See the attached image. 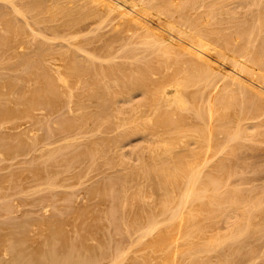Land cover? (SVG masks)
I'll return each instance as SVG.
<instances>
[{"label": "bare ground", "instance_id": "1", "mask_svg": "<svg viewBox=\"0 0 264 264\" xmlns=\"http://www.w3.org/2000/svg\"><path fill=\"white\" fill-rule=\"evenodd\" d=\"M263 2L0 0V264L255 248L261 197L229 180L264 141Z\"/></svg>", "mask_w": 264, "mask_h": 264}, {"label": "rangeland", "instance_id": "2", "mask_svg": "<svg viewBox=\"0 0 264 264\" xmlns=\"http://www.w3.org/2000/svg\"><path fill=\"white\" fill-rule=\"evenodd\" d=\"M263 4H264V2L262 3V5H263ZM254 6H255V8L257 7V5L254 4V5H251V6H247L246 8H247V10L250 9V8L253 9ZM210 7H211V6H208V8H210ZM258 7L261 8L262 6H260V5L258 4ZM211 8H212V7H211ZM246 8L244 7L243 9L245 10ZM239 9L243 10V9H242V6H241V8L239 7ZM263 12H264V11H263ZM263 14H264V13H262V15H261L262 17H263ZM262 17L260 18V20L264 19V18H262ZM263 22H264V20H263ZM263 22H262V23H263ZM133 96L135 97V99L139 97L138 95H136V96L133 95ZM137 96H138V97H137ZM245 109L247 110V113H248L247 116H246V118H245V121L248 122V123H251V122H257V121H256V120H258L257 117L259 118L260 116H257V115H254V116H253V115H252L253 117L251 118V116H248V115L250 114V109H251V108L249 107V110H248V108H245ZM260 112H261V111H260ZM263 112H264V111H263ZM263 114H264V113H263ZM261 115H262V112H261ZM256 116H257V117H256ZM247 117H249V118H247ZM248 119H250V120H248ZM253 119H254V120H253ZM255 119H256V120H255ZM245 121H244V122H245ZM249 121H250V122H249ZM245 124L248 125V126L250 125V124H247V123H245ZM251 124H253V123H251ZM134 138H135V143H137L138 141H140V140H139L140 138H139L138 140H136V139H137L136 136H134ZM134 138L132 137L133 141H134ZM132 139H131V140H132ZM131 140H130V141H131ZM261 140H264V139H261ZM136 141H137V142H136ZM131 143H134V142L131 141ZM261 143H262V145L260 144V142H258V144H257V148L255 147L256 145H255V146L253 145V148L250 147V146H248V148H247V146H244L245 148H244L243 146H241V148H240V149H237V150H238V151L242 150V151H241L242 156H241V154H240L237 150H236V153H239V154H232L233 156L236 155V157H233V156H232L233 158H235L234 160H238V161L240 162V163H239V162H238V163L235 162L236 164H238V165H240L241 163L243 164L242 166H244V167H240V168H243V169H244V168H246L247 166H249V168H250V167H254V168H252V171H251V169L247 170L248 167L246 168V170H245V169L243 170V169H239V167L236 168V166H230L231 169H233V167H235V168H236V171H237V169L239 170V171H237L238 173L236 172V174H237L236 176L233 177V175H232L233 179H234L235 177H238V176H239V179H241V180H239V179L236 178L234 181H237V180H238V181L235 183V182L233 181V179L231 180L232 177L230 176V177H231V178H230L231 181L229 180V182H231L232 184L234 183L236 186L239 185V187H237V188H241V187L243 188V187L245 186L244 189L247 188V190H245V192H244V189H242V188H241L242 190H241V189L238 190V189L236 188L238 191H240V192L242 193L243 196H244V194H246V195H247V194H251V192L254 191V192H252V193H256L257 195H259V196L261 197V201H262V202H261V204L259 205V211H260L261 214H263V215L260 214L261 216H260V219H259V220H263V221H264V219L261 218V217L264 218V202H263V201H264V200H263L264 197H263V195H262V194H264V193H262V191L264 190V141H261ZM259 144H260V145H259ZM258 145H259V146H258ZM251 146H252V145H251ZM261 146H262V147H261ZM242 147H243V148H242ZM244 149H245V151H244ZM246 149H247V150H246ZM256 149H257V150H256ZM234 151H235V150H234ZM243 151H244V152H243ZM246 151H247V152H246ZM256 151H257V152H256ZM258 151H259V152H258ZM254 152H255L256 154H255ZM261 152H262V153H261ZM248 153H249V154H248ZM251 155H252V156H251ZM238 156H239V159H241V160H243V161H241V160H239V159H236V158H238ZM241 157H243V158H241ZM244 157H245V158L247 157V158L245 159ZM230 158H231V157H230ZM260 159H261V160H260ZM259 160H260V162H259ZM262 160H263V161H262ZM245 161H246L248 164H247ZM236 164H235V165H236ZM254 164H255V166H254ZM233 165H234V164H233ZM245 165H247V166L245 167ZM240 166H241V165H240ZM257 167H258V169H256ZM259 167H260V168H259ZM226 168H227L228 170H230L229 167H226ZM260 169H261V170H260ZM240 170H241L242 172H240ZM244 171H246V172H244ZM239 172L241 173V175L239 174ZM92 174H93V172L90 173V175H92ZM238 174H239V175H238ZM249 174H251V175H249ZM234 175H235V174H234ZM245 176H246V177H245ZM251 176H252V177H251ZM254 176L257 177V178L255 179ZM240 177H242V178H240ZM243 177H245V178L243 179ZM246 178H247V180H246ZM248 178H249V179H248ZM250 178H251V179H250ZM252 178H253V180H252ZM84 180H85V179H84ZM242 180H243V181H242ZM245 180H246V181H245ZM261 181H262V182H261ZM238 182H239V183H238ZM244 182H245V183H244ZM248 182H249V183H248ZM256 182H257V183H256ZM255 183H256V184H259V185L256 186ZM262 184H263V185H262ZM235 185H233V186H235ZM236 186H235V187H236ZM250 187H251L253 190H251ZM260 188H261V189H260ZM259 189H260V190H259ZM78 190H79V189H78ZM81 190H83V189H80V191H78V193L81 192ZM249 190H251L250 193H249ZM78 193H77V194H78ZM81 194H82V192L79 193L78 196L80 197ZM82 195H83V194H82ZM82 195H81V196H82ZM247 196H248V195H247ZM82 197H83V196H82ZM78 200H81V197H80V199H78ZM257 222H258L257 224H258L260 227H263V226H261V225H263V224L261 223V221H257ZM255 223H256V222H255ZM260 223H261V224H260ZM257 224H255V225H257ZM255 225H254V226H255ZM258 225H257V226H258ZM260 227H258V228L260 229ZM256 228H257V227H256ZM221 229H222V228H221ZM262 229H263V228H262ZM262 231H263V230H262ZM262 231H261V229H260V232H262ZM257 232H258V231H257ZM257 232H255V234H257ZM260 232H259L258 234H261ZM263 233H264V232H263ZM263 233L261 234L262 236H263ZM258 234H257V235H258ZM253 235H254V234H253ZM257 235H256V237H257ZM261 235H260V236H261ZM254 236H255V235H254ZM258 236H259V235H258ZM256 237H255V239H256ZM238 238H239V237H238ZM238 238H237V239H238ZM241 238H242V236L240 237V239H241ZM257 238H258V237H257ZM261 238H262V237H261ZM263 238H264V237H263ZM263 238H262V239H263ZM240 239H239V240H240ZM262 239L260 240V239L258 238L257 241H255V242L260 241V243H262V244H260L259 242L256 243V246H257V247L260 246V247H258V249H256V246H255V244H254L255 248L253 247V249H254V250L256 249L257 252H256V251L254 252V250L252 249V247L249 246V248L251 247V249L253 250V253H254L255 255H254V254H250L252 250L248 248L249 243L252 244V242H245V243H247V248L249 249V250H248L249 253L245 251L247 248H246V249L244 248V249H240V250H244L243 252H240V250L238 251L239 253H242V255H240L239 253H237V254H239V255L242 256L243 258L246 257L245 259L248 258L247 260L249 261V263H251L252 261H253V262L255 261L254 263H253V262H252V263H253V264H256V263L261 262V264H264V263H263V262H264V252H263V251H264V241L262 242ZM255 242H254V243H255ZM258 244H259V245H258ZM245 245H246V244H245ZM252 246H253V244H252ZM241 247H243V245H242ZM241 247H240V248H241ZM260 248H261V249H260ZM262 249H263V250H262ZM259 252H260V253H259ZM261 252H262V253H261ZM245 253H248V254H245ZM239 255H237V259L240 258V257H238ZM248 255H252V256H250L251 258H250ZM253 255H254V256H253ZM262 255H263V256H262ZM244 256H245V257H244ZM242 257H241L240 259L243 260L244 262L241 261V260H239V262H240V263L242 262V263H244V264H247L248 262L246 263V260L243 259ZM251 260H252V261H251ZM261 260H262V261H261ZM250 261H251V262H250ZM237 262H238V261H236V263H237ZM239 262H238V263H239ZM236 263L234 262L233 264H236ZM238 263H237V264H238ZM240 263H239V264H240ZM249 263H248V264H249ZM259 264H260V263H259Z\"/></svg>", "mask_w": 264, "mask_h": 264}]
</instances>
